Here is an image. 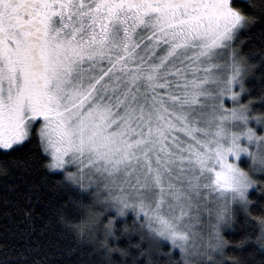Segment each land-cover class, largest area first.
Returning a JSON list of instances; mask_svg holds the SVG:
<instances>
[{
    "label": "snow or ice",
    "instance_id": "6c2138e0",
    "mask_svg": "<svg viewBox=\"0 0 264 264\" xmlns=\"http://www.w3.org/2000/svg\"><path fill=\"white\" fill-rule=\"evenodd\" d=\"M0 221V264H264V0H0Z\"/></svg>",
    "mask_w": 264,
    "mask_h": 264
},
{
    "label": "trees",
    "instance_id": "16d2710c",
    "mask_svg": "<svg viewBox=\"0 0 264 264\" xmlns=\"http://www.w3.org/2000/svg\"><path fill=\"white\" fill-rule=\"evenodd\" d=\"M2 223H3V222H2V221H0V224H2ZM84 259H85V260H87V256H86V255L84 256Z\"/></svg>",
    "mask_w": 264,
    "mask_h": 264
},
{
    "label": "rangeland",
    "instance_id": "374dc122",
    "mask_svg": "<svg viewBox=\"0 0 264 264\" xmlns=\"http://www.w3.org/2000/svg\"><path fill=\"white\" fill-rule=\"evenodd\" d=\"M206 219H207V217H206Z\"/></svg>",
    "mask_w": 264,
    "mask_h": 264
}]
</instances>
